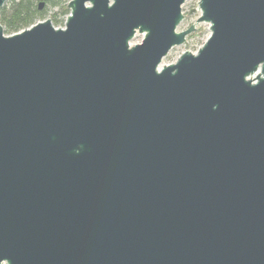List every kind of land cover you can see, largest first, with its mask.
Masks as SVG:
<instances>
[{"label": "water", "instance_id": "obj_1", "mask_svg": "<svg viewBox=\"0 0 264 264\" xmlns=\"http://www.w3.org/2000/svg\"><path fill=\"white\" fill-rule=\"evenodd\" d=\"M184 1L0 24V264H264V0Z\"/></svg>", "mask_w": 264, "mask_h": 264}, {"label": "rangeland", "instance_id": "obj_2", "mask_svg": "<svg viewBox=\"0 0 264 264\" xmlns=\"http://www.w3.org/2000/svg\"><path fill=\"white\" fill-rule=\"evenodd\" d=\"M68 2L69 0L62 1V3H68ZM57 10L58 8L55 6L47 7L45 18H50L51 22L54 21L53 13L56 12ZM181 10L183 13V18L177 25L176 31L184 30L191 25H194V29L189 34L186 35L185 40L182 44L175 45L169 49L167 54L164 57H162L160 66L175 62L183 51L188 50L191 52H196L198 48H200L203 45V43L206 41V39L210 34V28L208 22L205 21L197 22V18L201 13L199 8V0H185L181 6ZM66 16L67 14L62 17L58 16L60 21H58L56 25L54 24L53 25L55 27H63ZM142 38H143V33L136 32L131 40V44L140 42Z\"/></svg>", "mask_w": 264, "mask_h": 264}, {"label": "trees", "instance_id": "obj_3", "mask_svg": "<svg viewBox=\"0 0 264 264\" xmlns=\"http://www.w3.org/2000/svg\"><path fill=\"white\" fill-rule=\"evenodd\" d=\"M43 6L39 7V3ZM63 0H6L0 7V24L4 34H11L24 29L38 20L45 18L47 7H57L53 13L52 24L58 23L59 17L69 13L68 3Z\"/></svg>", "mask_w": 264, "mask_h": 264}]
</instances>
